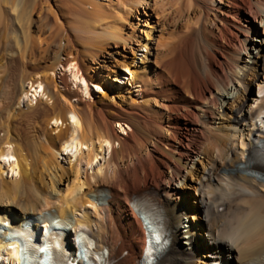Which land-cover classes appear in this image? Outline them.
<instances>
[{"label":"bare ground","instance_id":"1","mask_svg":"<svg viewBox=\"0 0 264 264\" xmlns=\"http://www.w3.org/2000/svg\"><path fill=\"white\" fill-rule=\"evenodd\" d=\"M58 2L0 0V68L23 71L12 76L14 84L22 82L19 104L26 97L32 103L36 93L53 100L46 105L48 108L33 114L12 109L0 113V119L7 122L0 123L4 133L0 138V227H6L0 235V264H21L19 243L8 244L6 235L31 217L45 218L46 210L61 218L63 224H72L74 232L81 230L92 238L107 264H141L147 236L132 202L146 191L162 208L168 223L170 245L156 264H189L193 233L188 217L181 211L185 200L182 192L188 190L196 196L192 201L207 223V264H232L226 253L238 264L237 253L219 242L209 226L201 192L206 185H221L230 177L264 184V179L246 172L256 169L248 164L264 144V36H260L261 45H255L252 39L258 22L263 24L264 35V0H187V34L178 47L166 49L160 66L142 80L145 102L140 107L126 105L122 94L109 93L94 102L82 100L81 105L71 107L63 104L62 100L72 103L75 97L81 100V94L91 96L89 84L94 80L85 74L81 64H71L70 82L77 90L69 88L68 77L62 78L66 89L61 90L51 74L60 64L79 61L82 53L73 37H68L67 14ZM130 11L119 12L109 29L107 13L100 9L75 19L71 28L95 41L97 51L88 53L98 60L107 44L126 43L122 30ZM43 12L48 18L50 12L54 15L55 25L50 30L55 28V32L50 33V38H35L32 29L39 22L44 27ZM36 13L41 15L38 19L34 17ZM152 32L146 33L148 40ZM61 37L58 54L51 58L52 45ZM90 45L93 44L89 43V48ZM147 45L148 41L143 46ZM63 53L73 55V60L62 61ZM123 66L128 69L127 64ZM25 67H32L35 74L28 75ZM27 82L35 87L25 92ZM152 101L159 103V108L151 106ZM40 113L47 125H56L53 131L61 126L57 136H50L52 130L47 135L44 127V134H40ZM19 120L30 122L27 131L21 123L16 124ZM117 122L131 128L127 137L118 132ZM14 136L22 139L14 140ZM60 153L68 154L71 164L85 160L89 169L94 168L100 155L105 157V163L92 174L85 169L83 180L80 165L74 166L73 173L60 165ZM6 174L15 179L6 178ZM62 180L67 181L65 187L60 186ZM11 184L13 190L8 187ZM23 194L29 202H18ZM89 203L96 208L95 219L86 216L89 213L77 214ZM32 229L37 237L38 225ZM41 232V243L55 241L47 224ZM177 236L187 239L189 247L177 252ZM70 237L71 233H67L65 245L75 259L76 237ZM56 241L61 243V238Z\"/></svg>","mask_w":264,"mask_h":264},{"label":"rangeland","instance_id":"2","mask_svg":"<svg viewBox=\"0 0 264 264\" xmlns=\"http://www.w3.org/2000/svg\"><path fill=\"white\" fill-rule=\"evenodd\" d=\"M62 1L59 0L58 3H60L59 5H62L61 8L67 14V17L65 18V25L66 24L70 25L68 37H71V38L73 37L76 47L79 48L82 53H81V57L79 58V61H71L70 63H68V65L60 64L56 67L57 69L53 71L51 74L52 76L54 75L53 76L54 79L58 82V88L61 90L66 89V87L62 83L63 77H68V82L71 81V78L69 76L71 64H76L77 66L78 64H81L85 74L89 76L92 80H94V82H90L89 84L91 94H92L91 96H86V95L83 96L81 94L83 99L82 97H81V100L79 97H75L71 100L72 103L71 102L66 103V101L62 100L63 104L65 103V105L67 104L68 107H71V106L81 105L80 102H82V100L94 102L96 99H99V97L109 93L110 95L122 94L126 98L125 99L126 105H130L132 107H136V106L140 107L142 103L145 102V99L143 98L144 87H143L142 80L145 77H147L149 73L153 74L152 71L154 68H157V65L160 66V62L163 59V56H164L163 54L166 53V49H169V47L170 49H174L175 46L178 47L183 42V38H185V35L187 34V31L185 30V28L187 27L186 20L188 17V10H189L187 0L186 2L185 0H181V2L180 0H177V1L176 0H87V1L85 0L83 1L82 0H62ZM47 5L48 7L51 6L48 2L46 6ZM129 8L131 9V11L128 15L127 22H124V26L122 30V37L124 38V40H126V43L122 41L119 42L118 44H116L115 42H111V44H107L106 49L101 50L100 57L98 58V60L92 59V57H90L91 55L88 52L92 53V51L93 52L97 51V48H96L97 46L95 45L96 44L95 41L89 38L87 34H84V33L82 34L72 29L71 28L72 21H74L75 19L80 20L84 16L91 14L93 10L95 11L97 9H100L107 13V18H108L107 22H109V24H107V29H109L110 26L112 27L113 25L115 16L119 15L120 14L119 12L125 13ZM50 10L52 12L54 11V9L52 8H50ZM41 15L39 13H36L34 14V17L38 19V17L40 16L41 18L45 16L44 27L40 22L37 23L36 27L32 29V31L34 32L33 35L35 36V38L40 37V39L50 38L52 34L51 32L52 31L55 32V28H53L54 30H50V27L55 25V22H54L55 17L51 12L49 15L51 16V18H48L47 17L48 14L46 15V13L44 12L41 13ZM182 15L183 16L185 15V16L182 17ZM59 21L61 24H64V20H61L59 18ZM80 23L78 24L80 25ZM79 25H76V26H79ZM255 25H256V29L252 33L253 43H255V45H261L260 36L261 37L264 36L262 34L263 24L258 22ZM84 27H87V25H85ZM150 30H152L153 32L151 33L150 40H148L146 33H148ZM64 35H66L65 32H64ZM61 40H62V37L59 40H57L55 44L52 45L53 46L51 48L52 52L50 54L51 58L57 56L58 51H59V45L61 44ZM147 41H148V45H147L148 47L146 48L143 45ZM88 42L90 44H93L92 45L93 47L90 45V48H89ZM44 46L46 47L47 45L44 44ZM87 47L91 50H88ZM0 48H1V43H0ZM86 50H88L87 51L88 54L86 53ZM253 51L256 52L257 50H253ZM36 54H38V52H36ZM72 56L73 55H69V54L67 55V53H63L61 55V60L64 62H66L68 59L73 60ZM47 63L48 62H46V64ZM123 63H126L128 65V69H126L123 66V65H126ZM11 65L13 66V64ZM42 65H45V64H42ZM19 67L21 68L22 65ZM24 71L28 75L31 74L32 76L36 72V70H34L32 67H29V68L25 67ZM19 72H20V69L13 70L9 68L8 66L0 68V113L2 112L4 113L12 109V110H16V112L23 111V112L33 114V113L41 112L40 109H42V107L48 108L46 105L50 106L53 100H48V97L43 96L42 94L36 93V95H34L32 92H29V95L33 94L32 96L34 97V100L32 103L29 100L30 98L26 97V99L23 98L21 100V103L19 104V96H20V92L23 87L22 82L17 81L20 83L16 82L14 84V80L12 77L13 75L19 76L20 73L23 74V71L20 73ZM116 75H118L117 78H116ZM71 82L68 83L69 88H71L72 90L74 89L77 90L76 86H74ZM27 83H25L27 85L26 87H24L25 92H27V89L30 90V88L32 87L31 86L32 83L30 84L29 82ZM34 87L35 85L32 87V90L34 89ZM115 100L120 102V100L118 99H115ZM47 101H49V104H46ZM150 105L153 107L155 106L156 108H159V103H156L155 101H152ZM144 111L147 113L146 110ZM40 114L39 116L41 117L39 118V120L34 119V121L38 120L40 122L39 126L42 128V131H43L41 132L40 130V134H44L46 130L45 128H47L46 134L48 135L47 131L52 132L53 129L56 127V125L53 122H51L50 125H47V123L45 122L46 120H44V117L42 116L43 114L42 113ZM0 120H2V118ZM2 121H0L1 125H3L4 123H7V122H4V121L2 122ZM19 121H16L17 123L16 122L14 123L16 124L21 123L22 126H24L23 129L27 131L28 130L27 124L29 125L30 122L26 120L20 121V122ZM43 127L45 130H43ZM60 128L61 126L57 127V130L53 131L52 133L49 132L50 134H52V135L50 134L49 135L51 137L57 136L58 135L57 132L59 133L58 129ZM116 128L118 132L124 137H127L128 133L131 132V128L125 123L117 122ZM3 134L4 133L0 130V138L3 137ZM13 138L14 140L22 139V137H17V136H14ZM84 149L87 150V148H84ZM57 156H58L57 158H58V161L60 162V165H62L63 168L65 167L66 169L65 168L64 169L67 171L72 172L71 170H73L74 166L78 164L76 160H75L76 162L71 164L70 156L68 154L60 153V154H57ZM80 163L78 164L80 165L78 167L81 170V176H83V180H84L83 174L86 173L85 169L87 170L88 174H92L93 171L97 169L100 164L105 163V157L100 155L93 169H89L90 167L86 166L85 160L81 161ZM70 175L72 174L70 173ZM5 177L9 179H15V177H12L11 174H9L8 176L6 174ZM16 178L17 180H20V175H17ZM64 182L65 180H62V183L60 184V186L65 187L67 184V181L65 183ZM21 186H22V189L25 190V187L22 185V183H21ZM8 187L11 190H13L12 188H14L13 184L9 185ZM182 196H183L182 198L183 199L185 198V200H184L183 206H181V211H183L184 213L183 216L185 218L188 217L189 224L191 225L190 229H191V232L193 233L192 234V246L190 247L191 250L189 251V254H190L189 264H207V250H206L207 245L206 244L208 243V237L206 236V228H205V225L207 223L205 219L203 218V213L200 210V208L192 201L193 197H196L193 191L188 190L187 193L183 191ZM21 197L22 196L18 197L19 198L18 202H20L19 200H21L22 203L29 202L28 201L29 199H26L27 196L25 194H23L22 198ZM1 209L3 208L0 207V210ZM94 211H96V208L93 206L92 203H89L83 207L82 212L77 211V214L82 216L83 212L89 213L86 216H89L95 219L96 216H95ZM174 226L175 227L177 226V222H175V220L173 221V227ZM93 227L95 230H97L98 228V231H99V227L97 225H93ZM185 229L187 230L188 228H185ZM87 231L90 234H92L91 231L89 230ZM182 231H184V229H182ZM73 233H74V230H72L71 232L70 240H73V237H72ZM183 235L184 234H181V236ZM174 241H175L174 242L175 250L177 252L182 251L180 249L189 247L188 240L181 238L180 236L175 237ZM225 256L227 257L229 262H231L232 264H236L235 262L236 260H234L233 258H230L227 253ZM4 258H6V256H4Z\"/></svg>","mask_w":264,"mask_h":264},{"label":"clouds","instance_id":"3","mask_svg":"<svg viewBox=\"0 0 264 264\" xmlns=\"http://www.w3.org/2000/svg\"><path fill=\"white\" fill-rule=\"evenodd\" d=\"M201 195L209 226L237 253L238 264H264V184L230 177Z\"/></svg>","mask_w":264,"mask_h":264}]
</instances>
